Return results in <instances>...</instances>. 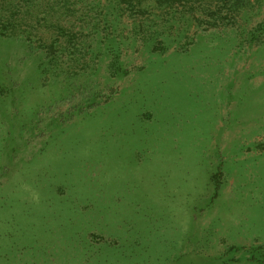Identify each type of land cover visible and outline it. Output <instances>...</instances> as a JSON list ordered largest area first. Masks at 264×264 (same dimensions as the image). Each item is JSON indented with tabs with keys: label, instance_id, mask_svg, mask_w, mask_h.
<instances>
[{
	"label": "rangeland",
	"instance_id": "obj_1",
	"mask_svg": "<svg viewBox=\"0 0 264 264\" xmlns=\"http://www.w3.org/2000/svg\"><path fill=\"white\" fill-rule=\"evenodd\" d=\"M263 153L264 0H0V264H255Z\"/></svg>",
	"mask_w": 264,
	"mask_h": 264
},
{
	"label": "trees",
	"instance_id": "obj_2",
	"mask_svg": "<svg viewBox=\"0 0 264 264\" xmlns=\"http://www.w3.org/2000/svg\"><path fill=\"white\" fill-rule=\"evenodd\" d=\"M171 0H154V3L157 5H162L169 3ZM243 5V4H241ZM257 254L250 260V262L255 264H264V250L263 249H256Z\"/></svg>",
	"mask_w": 264,
	"mask_h": 264
},
{
	"label": "crops",
	"instance_id": "obj_3",
	"mask_svg": "<svg viewBox=\"0 0 264 264\" xmlns=\"http://www.w3.org/2000/svg\"><path fill=\"white\" fill-rule=\"evenodd\" d=\"M224 120H226V119L222 118L221 122L224 121ZM257 156H258V155H257ZM261 157L263 158V161H261V165H260V160H259V162H258V163H259L258 166H262V164H264V153L261 154ZM258 158H259V156H258Z\"/></svg>",
	"mask_w": 264,
	"mask_h": 264
}]
</instances>
